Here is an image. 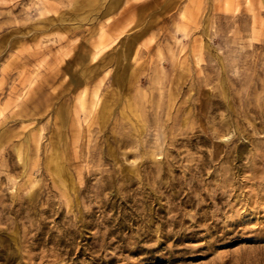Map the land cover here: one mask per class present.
<instances>
[{
    "label": "clouds",
    "instance_id": "1",
    "mask_svg": "<svg viewBox=\"0 0 264 264\" xmlns=\"http://www.w3.org/2000/svg\"><path fill=\"white\" fill-rule=\"evenodd\" d=\"M106 3L0 0V34L24 29L21 47L39 49L23 84L0 75V250L16 264H73L102 235L92 217L133 197L194 198L192 223L210 205L225 228L264 209V0L223 18L200 0L185 20L101 15ZM222 255L264 264V244Z\"/></svg>",
    "mask_w": 264,
    "mask_h": 264
},
{
    "label": "rangeland",
    "instance_id": "2",
    "mask_svg": "<svg viewBox=\"0 0 264 264\" xmlns=\"http://www.w3.org/2000/svg\"><path fill=\"white\" fill-rule=\"evenodd\" d=\"M178 7L181 20L202 11L200 0H183L182 6L181 0H171L162 5L108 0L101 15L119 14L124 20L131 16L149 20L155 19L160 12H164L165 18L168 13L175 14ZM231 10L232 0H221V3L211 5L212 14L221 18ZM21 31L24 29L8 28L0 34V75L13 83L20 81L23 84L25 78L32 75L28 70L36 64L39 49L35 53L25 51L21 45H31L33 41L21 40L17 35ZM97 40V47L103 52L106 46L104 30L99 32ZM142 40L144 37L136 43ZM194 208V198L189 202L182 194L174 195L166 190L161 196L154 195L147 201L137 202L133 197L118 206L110 220L97 223L99 217H92L89 231L98 227L102 235L98 239L85 235L82 246L78 245L79 251L73 249L70 254L73 264H230L223 253L242 244H264V209L245 215L225 228L221 223L226 219L225 209L221 208L220 213L213 217L211 206H203L198 211L196 222L192 223L187 216ZM106 211L113 210L109 208ZM173 215L175 220L171 218ZM105 232L106 236L103 235ZM0 264L16 262L10 261L0 250Z\"/></svg>",
    "mask_w": 264,
    "mask_h": 264
}]
</instances>
